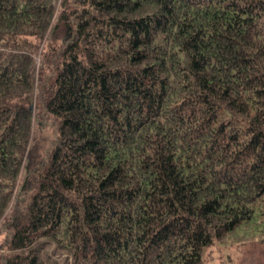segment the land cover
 Returning a JSON list of instances; mask_svg holds the SVG:
<instances>
[{
  "label": "trees",
  "instance_id": "1",
  "mask_svg": "<svg viewBox=\"0 0 264 264\" xmlns=\"http://www.w3.org/2000/svg\"><path fill=\"white\" fill-rule=\"evenodd\" d=\"M263 208L264 0H0V264H201Z\"/></svg>",
  "mask_w": 264,
  "mask_h": 264
},
{
  "label": "rangeland",
  "instance_id": "2",
  "mask_svg": "<svg viewBox=\"0 0 264 264\" xmlns=\"http://www.w3.org/2000/svg\"><path fill=\"white\" fill-rule=\"evenodd\" d=\"M49 132V128H44L40 133L46 137ZM3 239L4 232L0 228V244ZM52 256L62 258L58 251ZM201 264H264V213H258L250 222L208 246Z\"/></svg>",
  "mask_w": 264,
  "mask_h": 264
}]
</instances>
